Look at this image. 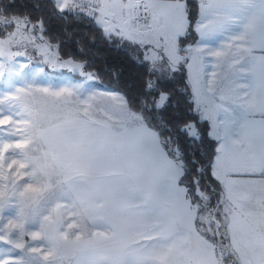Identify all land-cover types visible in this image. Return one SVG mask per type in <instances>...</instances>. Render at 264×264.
<instances>
[{
	"label": "snow or ice",
	"instance_id": "obj_1",
	"mask_svg": "<svg viewBox=\"0 0 264 264\" xmlns=\"http://www.w3.org/2000/svg\"><path fill=\"white\" fill-rule=\"evenodd\" d=\"M0 264H264V0H0Z\"/></svg>",
	"mask_w": 264,
	"mask_h": 264
},
{
	"label": "rangeland",
	"instance_id": "obj_2",
	"mask_svg": "<svg viewBox=\"0 0 264 264\" xmlns=\"http://www.w3.org/2000/svg\"><path fill=\"white\" fill-rule=\"evenodd\" d=\"M35 67L43 68L45 72L48 75V79L46 81H41L44 83H50L52 86H57L62 84L63 82L69 80V79H79L77 77H72L73 74L65 69H52L46 65H44L41 61H39V58H37L34 62Z\"/></svg>",
	"mask_w": 264,
	"mask_h": 264
},
{
	"label": "trees",
	"instance_id": "obj_3",
	"mask_svg": "<svg viewBox=\"0 0 264 264\" xmlns=\"http://www.w3.org/2000/svg\"><path fill=\"white\" fill-rule=\"evenodd\" d=\"M190 2L193 5V9L195 10V4H196V0H190ZM104 83L107 84L108 83V77L104 76Z\"/></svg>",
	"mask_w": 264,
	"mask_h": 264
},
{
	"label": "crops",
	"instance_id": "obj_4",
	"mask_svg": "<svg viewBox=\"0 0 264 264\" xmlns=\"http://www.w3.org/2000/svg\"><path fill=\"white\" fill-rule=\"evenodd\" d=\"M72 77H74V76H72ZM77 76H75V78H76ZM77 78H79V77H77Z\"/></svg>",
	"mask_w": 264,
	"mask_h": 264
}]
</instances>
